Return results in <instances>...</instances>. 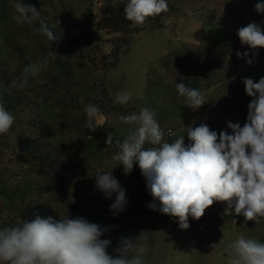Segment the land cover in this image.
I'll list each match as a JSON object with an SVG mask.
<instances>
[{"label": "rangeland", "instance_id": "rangeland-1", "mask_svg": "<svg viewBox=\"0 0 264 264\" xmlns=\"http://www.w3.org/2000/svg\"><path fill=\"white\" fill-rule=\"evenodd\" d=\"M230 1L167 0L160 27L140 30L145 23L133 24L109 34L98 26L104 11L124 8L128 0H23L34 5L61 37L51 42L35 31L39 21L21 25L14 20L17 0H0V102L15 117L8 133L0 134V229L31 222L36 216L56 221L82 217L105 228L106 214L111 226L100 238L111 241L108 254L115 253L113 233H117L116 248L122 238L133 240L144 250V264H227V246L238 236L264 242V217L256 223L234 211L225 215L226 204L220 201L210 206L211 214L204 213L200 219L189 216L186 230L180 228L178 217H171L165 227V215L158 211L160 204L147 190L138 164L134 162L125 174L123 164L113 159L119 152L116 141L122 143L135 128L121 121L123 115L139 114L145 107L155 109L168 113L157 116L164 133L177 129L174 114L180 102L168 100L162 83L165 39L178 40L174 32L179 15L213 17L226 12ZM232 1L235 11L246 12L243 0ZM86 22L92 24L90 30ZM50 50L57 53L55 59L49 58L36 76H28L27 87H19L25 66L41 63ZM113 61L116 66L104 70ZM117 92L131 93L130 101L122 105L124 113L119 103L118 110L111 111L99 104L107 106ZM89 104L99 109L93 118L94 131L85 127L84 109ZM101 114L107 118L105 125ZM202 123L217 132V142L221 131L232 134L224 122H185L193 129ZM109 133L113 135L110 145L106 143ZM184 135L191 144L187 132ZM165 136L162 142L171 138V143L178 135ZM105 171H111L125 190L122 212L114 214L110 209L116 193L106 198L96 187V174ZM152 203L157 210L148 206ZM136 254L129 250L124 256L130 259Z\"/></svg>", "mask_w": 264, "mask_h": 264}, {"label": "clouds", "instance_id": "clouds-1", "mask_svg": "<svg viewBox=\"0 0 264 264\" xmlns=\"http://www.w3.org/2000/svg\"><path fill=\"white\" fill-rule=\"evenodd\" d=\"M168 7L167 0H128L124 15L134 24L142 25L147 18L167 12ZM13 8L17 13L14 20L18 24L32 25L39 21V27L35 28L37 33L51 42L61 38L50 29L34 5L17 0ZM255 10L264 13V3H257ZM237 35L242 45L253 50L264 48V30L255 22L239 28ZM247 55L237 52L241 58ZM56 56L57 53L50 50L41 63L26 65L19 87H27L28 76H36L49 58L55 59ZM248 63L251 64L252 60ZM243 83L247 95L253 97L248 105L247 122L243 127L228 122L227 128L232 134L221 131L219 142L217 132L203 123L194 129L187 128L188 138L192 141L188 146H185L184 136L171 143L162 142L164 130L156 120V113L147 107L139 114L120 117L122 122L137 127L129 130L122 143L116 141L119 152L113 159L123 164L125 174L132 171L134 162L138 164L146 179L147 190L160 204L158 211L178 217L181 229L189 228V216L200 219L217 201L225 202V215L230 216L234 211L256 223L259 217H264V77L258 82L245 78ZM176 89L193 110L205 104L201 92L185 82L177 83ZM130 99V92H117L114 102L124 105ZM84 110L88 117L85 127L94 131L93 118L99 109L89 104ZM14 120L15 117L0 102V134H7ZM146 142L159 147L145 148ZM106 143H113L111 133ZM96 187L106 198L116 193L110 206L114 214L125 210V190L111 171L96 174ZM148 206L157 210L154 203ZM107 231L106 227L89 223L82 217L56 221L52 217L36 216L31 222L0 229V264H144V250L138 249L137 243L128 238H122L116 249L117 257L109 255L106 249L111 241L100 238ZM227 247V264H264V242L260 240L238 236ZM129 250L137 253L130 259L124 256Z\"/></svg>", "mask_w": 264, "mask_h": 264}, {"label": "crops", "instance_id": "crops-1", "mask_svg": "<svg viewBox=\"0 0 264 264\" xmlns=\"http://www.w3.org/2000/svg\"><path fill=\"white\" fill-rule=\"evenodd\" d=\"M231 1L232 6L226 12L213 17L205 14L179 15L174 32L178 40L171 41L169 37L165 39L166 55L161 61L165 77L162 83L168 89L165 92L169 94L168 100L180 102L181 106L174 114L177 129H173V136L178 135L176 139L184 136L185 146L188 142L184 133L190 127L185 122L209 120L246 123L248 105L253 97L247 95L243 80L252 78L254 82H258L264 77V48L253 50L248 45H242L237 35L239 28L252 22L259 24L264 30V13L255 10V5L264 3V0H243L247 4L244 5L247 10L243 13L235 11L236 3ZM237 52L248 55L241 58L237 56ZM248 60H252V63L249 64ZM181 81L198 89L205 104L196 110L190 108L186 98L179 96L177 92L176 84ZM154 112L158 123L160 120L157 116H168L166 112L163 114L155 109ZM100 116L104 119L102 125H105L107 118L104 114ZM181 124L184 125L180 126ZM133 125L136 128L137 125ZM170 137L172 136L168 139ZM147 144L148 147L152 146L148 142ZM211 209L207 208L204 213L211 214ZM167 217L168 224L165 227L170 225L172 216Z\"/></svg>", "mask_w": 264, "mask_h": 264}, {"label": "trees", "instance_id": "trees-1", "mask_svg": "<svg viewBox=\"0 0 264 264\" xmlns=\"http://www.w3.org/2000/svg\"><path fill=\"white\" fill-rule=\"evenodd\" d=\"M104 13H105L104 14L105 16H104V18H102V20H100L101 22L99 21L100 24L98 23V26L101 29H108L109 34L119 33V32H121L120 30L123 29L124 27H129V26L134 24L133 22H131L125 18L124 8H117V7L112 6L108 12L104 11ZM161 25H162V17L160 15L155 16V17H149V18H147V20L145 22V26L140 30H143L146 28L160 27ZM86 26L90 30V27L92 26V24L89 22H86ZM110 42L112 43V47H115V44H113L114 40H110ZM115 66H116V61H113L111 63V65H109L108 68H104V70L109 69V68H113ZM93 67L96 69H103V68H97L94 65H93ZM99 104L103 107V109L105 107H107L109 111L118 110V105L116 104V102H114L112 100H108L107 106H105V104L101 103V102H99ZM120 110L124 113V108L122 107V105H121ZM123 116H125V115H123ZM154 204L156 205V203H154ZM156 207H157V205H156ZM164 215H166V214H164ZM167 224H168V217L166 215L164 225L166 226ZM102 226L106 227L107 229H110L111 222L109 220V216H106V214H105V222H102ZM113 235H115V237H113V240H114L113 250L115 251V253L113 254V257L115 258L118 256V252L116 251V249H117L116 244H117V238H118L119 234L113 233Z\"/></svg>", "mask_w": 264, "mask_h": 264}, {"label": "built area", "instance_id": "built-area-1", "mask_svg": "<svg viewBox=\"0 0 264 264\" xmlns=\"http://www.w3.org/2000/svg\"><path fill=\"white\" fill-rule=\"evenodd\" d=\"M174 134V130L173 129H168V130H166V133H165V135L167 136V137H169V136H172Z\"/></svg>", "mask_w": 264, "mask_h": 264}]
</instances>
